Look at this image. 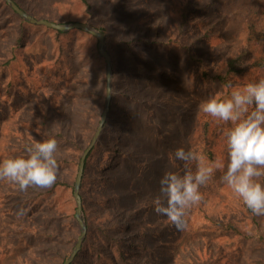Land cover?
Wrapping results in <instances>:
<instances>
[{
    "label": "rangeland",
    "instance_id": "1",
    "mask_svg": "<svg viewBox=\"0 0 264 264\" xmlns=\"http://www.w3.org/2000/svg\"><path fill=\"white\" fill-rule=\"evenodd\" d=\"M13 1L41 19L94 25L105 31L113 74L106 131L112 137L105 136L103 142L119 156L103 162L102 166L112 164L110 171L107 167L97 170L94 158L89 160L82 197L90 227L81 256L73 264H187L190 255L197 257L204 250L220 251L221 264H264V249L253 242L234 249L225 247L227 238L197 234L209 218L232 221L242 230H250L245 205L222 182L219 170L201 187L202 200L189 210L180 229L153 210L164 172L183 171L182 162L174 158L177 148L227 162L225 137L230 125L205 115L200 104L213 95L227 96L234 87L264 79V73L247 64L242 65L239 78L222 87L201 82L196 73L195 58L205 60L212 71L225 59L247 52L236 34V18L215 9L206 13L208 0H87L88 6L78 0ZM184 5L194 16L186 35L179 37L175 35L178 8ZM196 20L202 22L197 25ZM52 32L21 24L0 5V66L13 58L0 68V162L19 156L15 152L30 142L25 122L31 119L33 107L40 106L38 93L44 90L53 103L48 133L71 130L78 136L73 153L61 144L56 153V159L61 160L58 179L73 186L79 162L75 154L92 134L88 126L74 123L71 109L80 105L77 96L85 86L82 78L89 81L87 88L95 87L89 56L97 50V41L75 31L64 32L56 41ZM170 39L179 46L163 44ZM134 40L146 43H134L131 52L120 44ZM102 63L106 86L103 59ZM19 189L21 201L16 204L19 198H11V194ZM28 192V188L22 190L0 180V264H62L78 234L66 231L65 217L52 221L44 204L30 209L35 195ZM71 195L73 198V191ZM39 197L46 203L42 193ZM98 212L105 218H97ZM262 220L257 233L264 236V216ZM17 222L22 229L15 236ZM93 224L106 229L111 246L119 242L127 252L125 259L95 234L98 231ZM193 233L197 236L191 239ZM249 233L254 235L252 230ZM164 241H168L167 247L161 248Z\"/></svg>",
    "mask_w": 264,
    "mask_h": 264
},
{
    "label": "trees",
    "instance_id": "2",
    "mask_svg": "<svg viewBox=\"0 0 264 264\" xmlns=\"http://www.w3.org/2000/svg\"><path fill=\"white\" fill-rule=\"evenodd\" d=\"M78 1L82 5L88 6L87 0H78ZM16 4L20 9H22L24 12H26L30 16L36 19H41V18L36 17L35 15L30 13L26 9L22 8L18 3ZM0 5L2 6L4 5V7L8 8L14 15H16L3 0H0ZM185 6L186 5L179 6L178 8L179 23L177 25L175 35L179 37L181 36L183 37L184 35H186V33L188 32L187 29L190 26L189 20L190 18H192V16H194V14H192L190 10H187ZM205 8L206 9H204V11L206 10V13L211 14V11L215 9L217 11L223 12V16L225 17L232 16L233 20H234V17L236 18L237 21H235V25H238L236 27L237 29L236 34L238 37H241V40L246 45L247 52L243 54H239L235 58L225 59L220 64L218 63L217 67L212 71H210L208 64L204 63L206 62L205 60H202V59L200 60L199 58H195L194 62L197 63L196 73L199 75L200 81L201 82L203 81L206 84H210L212 86H219V87L226 86L229 83L234 82L236 78H239L240 73L242 72L241 67L244 64H247L249 67L254 68L256 72L258 73H264V0H208ZM18 18L21 24L27 23L20 17ZM201 22L202 21H197L196 24L199 25ZM93 27L99 32L103 34L105 33L104 29H102L101 27L94 26V25ZM40 28H44V27H40ZM44 29H47V28H44ZM75 32H81V34L85 36L87 40L95 39L94 37H92L91 35L85 32L77 31V30H75ZM52 33L54 37L56 38V41H58L60 36L65 35V33L57 32V31H53ZM21 36L22 35H20V37ZM140 42L146 43L142 40H134V41H120V44L126 49V51L131 52L133 44L140 43ZM163 44L169 48H175L176 46H179L178 42L174 41L173 39H170L168 40V42L163 43ZM89 59L90 60L92 59L91 63L94 64V67H92V69L96 75L92 81L95 82V85H94L95 87L87 88L86 86L88 85L86 84H88L89 81L87 80V78H82L81 81L83 84H85V86L82 90L83 92H81L80 95L77 96V97H80L81 99L80 100L78 98L77 100V101L79 100L81 101L80 105H76L75 107L71 109V113L74 115L73 116L74 123L79 125V127L88 126L90 135L92 134V136L90 137V140H88V143H86V145L83 148L77 149L78 152H76L75 156H76V159L78 158V160H80L79 157H81L84 149L87 147V145L89 144V142L91 141L95 133V130L101 118V114H102L104 104H105L106 86H104L105 81L103 80V63H102L103 58L99 55L97 50L93 49L90 53ZM12 61H13V58H11V61H9L8 63L6 62L2 66H0V68L7 67ZM2 70L3 69H0V71ZM38 95H39L38 99H40L39 100L40 106L35 105L33 107L32 112H31V115H32L31 119L25 122V125L28 131L31 132V133H28V136L31 137L30 142H27L21 149L17 150L15 153H18L19 156H26L27 148H29L35 141H43L45 139L52 138V137H54L58 141V144L65 146V148L69 149L73 153L76 147L78 146L76 144V141L78 139V136L76 137L77 134L72 133L71 130L65 131L62 134H49L48 133V123H49V118L51 114L50 110L52 108L53 103L51 102L49 98H47V92H45L44 90L40 91ZM75 108H76V111L74 110ZM110 115H111V112L109 110V113L107 115V118L102 128L101 134L96 144L94 145V147L88 154L85 160V164H84V171H83V176L81 179L79 196L81 199L82 218L85 222L86 231H87L86 234H88L90 222L85 217V207H84V198L82 197V189L84 187L83 180L87 174L89 160L90 158H94L93 166L97 170H102L103 168L107 167L106 170L110 171L112 164H109L107 166V163H106L102 166L103 162H105L106 160L108 162L110 160L112 161L114 159H117L119 156L117 151L113 149L111 145L105 144L103 142V139L105 136H108L110 138L112 137L110 136V134H108L110 133V131H106V128L110 121ZM43 137H46V138L44 139ZM57 162H58V165L60 166L61 160L57 159ZM76 166H77V160H76ZM77 169H78V166H77ZM73 186H71V184H69L67 181L60 180L57 177L56 182L51 187L40 188V190H38V187H29L28 191L31 194L35 195V199L33 200V204L30 209L33 210L34 207L37 209L39 205L44 204L45 208L47 209V212H49V218L52 221L57 222L60 216L65 217V219H67L66 231L69 234L76 233V235L78 234L79 236L80 230L75 220V208L76 207H75L74 199L72 198V195H71V192L73 191ZM20 192L21 190L19 189L16 192L13 191V194H11L12 195L11 198H14V199L19 198V200H16V204L20 203L21 201ZM41 193L47 199L46 203H43L44 199H42V197H39ZM101 204H102L101 207H104V204L102 202ZM244 212L248 216L247 226H249V229L252 230V232H254V235L249 233L250 230L249 232H247V230L245 231L242 230L240 226L236 225L232 221L217 222L211 218L205 220L206 222L204 223V226L202 225V227L199 228L200 233H198L197 231V234L201 237L204 235H206L207 237L212 235V237H216L217 239H221V240L223 238H227L229 240L225 243V247H228V248L237 249L240 245H242L243 242H248V243L253 242L254 244H256L257 247L264 249V236L257 233V231L261 230L262 223H263V220H262L263 216L254 215L246 206L244 207ZM100 213L101 212H98L96 217L99 219H104L105 216ZM21 227H22L21 224H18V222L15 223V236L20 232V229H22ZM24 227L26 229L27 226H24ZM94 228L98 231V232H95V234L99 235L102 238V240L106 243V245H108L110 248L115 247L118 255L122 257L123 259H125V254L127 252L123 250L119 242H117L114 246H111L110 242L108 241V236L106 235V229L102 227L96 228L95 225H94ZM206 232L208 233V235L205 234ZM147 235L148 234H146V237ZM196 236L197 235L195 233L191 234V237H192L191 239L196 238ZM168 237H169V234H166V238ZM86 240H87V235L84 237V240L81 245V249L79 250L78 254L76 255L74 261L71 264H73L75 260L79 258V256H81L83 246L85 245ZM138 240L142 241L141 239H138ZM73 241H74V246H75L77 237L75 240L73 239ZM167 242L168 241L162 242L160 244V247L161 248L167 247L166 246ZM223 259L224 258H222V256L220 255V251L212 253L210 251L208 252L207 250H204V252L199 254L197 257L196 256L193 257L190 255L189 258H187L186 260H187V264H221ZM111 262L113 261H108V263H111ZM121 262H124V260H121ZM176 262L181 263V260H177Z\"/></svg>",
    "mask_w": 264,
    "mask_h": 264
},
{
    "label": "clouds",
    "instance_id": "3",
    "mask_svg": "<svg viewBox=\"0 0 264 264\" xmlns=\"http://www.w3.org/2000/svg\"><path fill=\"white\" fill-rule=\"evenodd\" d=\"M106 80L105 95L112 94V77ZM200 110L230 125L225 137L227 162L177 148L174 158L182 162L183 171H166L161 176L154 212L180 229L189 210L201 202V187L219 170L222 182L243 204L254 215L264 216V79L234 87L227 96L213 95L200 104ZM26 151V156L0 162V180L22 190L51 187L59 172L58 141L54 137L35 141Z\"/></svg>",
    "mask_w": 264,
    "mask_h": 264
},
{
    "label": "water",
    "instance_id": "4",
    "mask_svg": "<svg viewBox=\"0 0 264 264\" xmlns=\"http://www.w3.org/2000/svg\"><path fill=\"white\" fill-rule=\"evenodd\" d=\"M3 1L11 8V10L18 17H20L21 19H23L24 21H26L27 23L31 25H34L37 27H44L49 30L62 32V33L77 30V31L85 32L91 35L92 37H94L97 40L98 53L103 58L104 63H105V72H106L105 78L112 77L111 59L106 50L105 35L103 33L83 23L59 24V23L51 22L45 19H36L30 16L29 14H27L26 12H24L22 9H20L13 0H3ZM106 92H107V80H106ZM110 100H111V94L105 95V104H104V108H103L99 123L97 125V128L95 130V133L91 141L89 142L87 147L84 149L80 157V160H79L78 169H77L74 186H73V199H74L75 207H76L75 208V220L79 226L80 234L77 238L75 246L73 247L69 256L64 260L62 264H71L74 261L76 255L81 249V245H82V242L86 234V226L82 218V207H81V199L79 196V189H80L81 179L83 176L85 160L88 154L90 153V151L92 150V148L94 147V145L96 144L101 134L103 125L109 113Z\"/></svg>",
    "mask_w": 264,
    "mask_h": 264
}]
</instances>
